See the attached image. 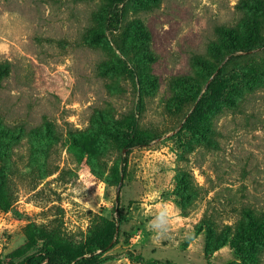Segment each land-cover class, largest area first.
Masks as SVG:
<instances>
[{
	"label": "rangeland",
	"instance_id": "obj_1",
	"mask_svg": "<svg viewBox=\"0 0 264 264\" xmlns=\"http://www.w3.org/2000/svg\"><path fill=\"white\" fill-rule=\"evenodd\" d=\"M121 6L111 30L104 0H0V117L53 137L10 142L18 208L0 210V260L39 250L35 227L71 244L113 222L97 264H139L130 253L264 264L263 243L240 258L249 243L235 237L243 205L264 212V0ZM234 54L246 56L228 71L243 107L220 99L225 77H216ZM165 202L173 227L160 236L148 225Z\"/></svg>",
	"mask_w": 264,
	"mask_h": 264
},
{
	"label": "trees",
	"instance_id": "obj_2",
	"mask_svg": "<svg viewBox=\"0 0 264 264\" xmlns=\"http://www.w3.org/2000/svg\"><path fill=\"white\" fill-rule=\"evenodd\" d=\"M129 0H104L106 7L108 8V16L104 18L106 20L108 29H116L122 24L123 19V3ZM253 47L245 46L242 47V51H249ZM246 57L242 54H234L228 58L225 65L218 71L216 77H225V91L220 99L225 100V103L231 104L234 107H243L245 104V97L243 90H238L233 85L235 80L233 74L228 73L233 67V64L237 63L239 59ZM3 68L0 67V71ZM1 74V72H0ZM138 77V73H135ZM214 80V79H213ZM213 80L208 84L210 87ZM229 89H227V87ZM239 99H237V98ZM198 102L197 106L200 104ZM196 112V110L194 109ZM132 119V117H131ZM198 132V128L196 126ZM131 132L127 133L123 140V146L130 148L136 142L133 134L136 132L135 121L131 120ZM195 132V128L194 131ZM25 134L29 138H35L39 143L43 140L52 141L51 137L47 132H41L39 126L26 128L23 124L12 125L7 123L3 118L0 117V210L10 211L17 209L16 195L13 189V185L10 178V168L12 163L11 157V144L10 142L17 139L20 134ZM32 142V140H31ZM121 173L124 174L126 169V157H121ZM120 177L117 181H119ZM242 218L237 220L236 229L243 234H236L238 240H243V236H246L244 242H248V247H243L237 250L236 254L241 258L243 253H246L247 257L251 255V244L263 243L264 244V212L261 214L260 211L254 210L251 206L243 205L241 207ZM216 226V225H214ZM209 226L208 233L212 236V239L217 240L220 232H217L215 227ZM230 225H225L223 232L230 230ZM35 235L42 241V247L27 255L23 260L17 263H4L0 260V264H97L99 262L98 255L95 254L97 250L105 251L107 245L112 238L113 233H117L119 226L113 222L105 228H93L88 238L84 242L66 244L55 231H46L42 227H35ZM228 235V233H226ZM130 258L135 263L139 264H175L171 260L159 261L156 259H145L142 255H135L130 253Z\"/></svg>",
	"mask_w": 264,
	"mask_h": 264
},
{
	"label": "clouds",
	"instance_id": "obj_3",
	"mask_svg": "<svg viewBox=\"0 0 264 264\" xmlns=\"http://www.w3.org/2000/svg\"><path fill=\"white\" fill-rule=\"evenodd\" d=\"M173 219L174 212L165 202L162 203L159 208L153 211L148 226L150 230L155 232L157 235L165 236L171 231L173 227Z\"/></svg>",
	"mask_w": 264,
	"mask_h": 264
}]
</instances>
